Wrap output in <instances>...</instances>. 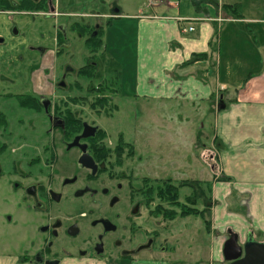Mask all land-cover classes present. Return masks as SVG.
<instances>
[{
  "label": "flooded vegetation",
  "instance_id": "af4514ba",
  "mask_svg": "<svg viewBox=\"0 0 264 264\" xmlns=\"http://www.w3.org/2000/svg\"><path fill=\"white\" fill-rule=\"evenodd\" d=\"M90 1L100 9H88L89 0H0V47L8 50L2 64L16 78L5 84L25 80L20 91H0V179L7 177L28 216L24 263L157 264L177 217H167L171 179H153L122 144L123 133L113 141L96 123L112 113L88 106L94 95L83 93V48L92 57L94 48H109L124 10L119 0ZM92 57L85 66L98 68ZM85 124L97 132L83 137ZM239 243L243 257L246 242Z\"/></svg>",
  "mask_w": 264,
  "mask_h": 264
},
{
  "label": "crops",
  "instance_id": "0c3cea01",
  "mask_svg": "<svg viewBox=\"0 0 264 264\" xmlns=\"http://www.w3.org/2000/svg\"><path fill=\"white\" fill-rule=\"evenodd\" d=\"M195 1L157 0L152 6H142L139 15L126 16L122 11L115 20L137 21L133 33L140 60L138 73H144L153 89L145 97L212 102L215 133L208 153L215 199L228 194L227 190L221 193L220 185L236 184L240 195L251 192L257 205L250 222L243 225L230 220L225 229H232L239 238L241 230H248L255 240L264 242V0H218V5ZM226 4L237 5L241 14L223 13ZM124 37L120 29L113 30L109 40L107 36L108 50L127 45L117 43ZM195 53L209 56L185 65ZM211 68L217 72L213 74ZM177 70L182 72L181 77H175ZM211 74L213 80L209 81ZM222 175L231 179H219ZM216 202L212 230L223 226L218 220L221 222L230 213L225 206L218 210ZM244 208L249 210L248 206ZM222 241L221 236L219 245ZM14 257L0 253V264L22 261Z\"/></svg>",
  "mask_w": 264,
  "mask_h": 264
},
{
  "label": "rangeland",
  "instance_id": "374dc122",
  "mask_svg": "<svg viewBox=\"0 0 264 264\" xmlns=\"http://www.w3.org/2000/svg\"><path fill=\"white\" fill-rule=\"evenodd\" d=\"M118 4L123 6L126 16H130L135 13L139 15L146 2L145 0H119ZM94 5L99 7L96 1L89 0L88 9ZM143 12L148 13L144 8ZM113 22L114 28L116 26L115 29H120L126 36L117 43L126 42L127 45L110 48V50L99 48L95 57H92V53L87 48H83V67L88 58L92 57L91 60L98 63L97 69L101 74L98 80L96 77L83 76V93L96 96L97 94L89 92L90 86L99 85L103 79L107 83L118 82L120 86L119 91L107 93L113 95L112 102L118 105V110L110 111L113 117H99L96 123L107 130L109 139L116 141L119 133H123L126 140L133 142L136 158H140L143 165L150 169L153 179H171L176 184L187 179L204 182L201 185L203 189L194 194L188 186L180 188V201L186 203L188 208L192 204L185 200L186 197L203 194L204 199L200 198L193 206L202 211L208 207L204 200L211 203V213L208 217L211 227L216 215L214 209L216 200L218 210L225 206L230 211L225 219L221 222L218 220L217 223L223 225L218 230H208L203 218L199 215L191 214L182 217L178 212L176 219L168 226V236L175 245V249L171 250L172 243L169 242L168 251L159 254L157 258L160 260L156 262L157 264L162 262L163 264H227L223 252L224 244L228 239L225 226L229 225L230 220L246 225V221L250 222L254 217L253 210L257 205L254 204L251 192H248L249 195L246 196L240 195L239 186L236 184L220 185L218 188L221 193L227 190L228 194L225 197H222L223 193L217 195L216 199L213 189L211 192L208 190L207 181H213L212 164L209 160L210 153H208L209 148L213 146L215 133V112L212 102L189 100L186 97L165 100L145 97L151 85L144 73L140 75L138 73L140 60L134 48L137 21L122 19ZM116 38L114 37V41ZM0 48L3 54L0 62V91L4 89L8 92L20 91L25 87L23 75L17 85L5 84L8 79L16 78L10 76L8 65L2 64V60L8 58V50L4 45ZM9 63L12 64L11 58ZM147 71L154 72L156 68H148ZM210 71L213 74L217 72L213 68ZM181 76L182 72L177 70L175 77ZM212 76L211 74L208 78L209 81L213 80ZM6 179L7 177L0 179V253L10 254L12 258L17 256L21 260L30 243L32 232L29 226L26 227L24 224L28 216L24 213L18 197L6 188ZM244 206H248L249 210L246 211ZM240 232L242 233L240 241L246 242L251 231L241 230ZM220 235L224 240L221 245L218 242ZM218 245L219 251L216 250ZM176 261L179 263H175ZM18 264L26 263L19 261Z\"/></svg>",
  "mask_w": 264,
  "mask_h": 264
},
{
  "label": "trees",
  "instance_id": "16d2710c",
  "mask_svg": "<svg viewBox=\"0 0 264 264\" xmlns=\"http://www.w3.org/2000/svg\"><path fill=\"white\" fill-rule=\"evenodd\" d=\"M195 1V0H194ZM196 2V1H195ZM206 3H214L216 5H218V0H205ZM196 4V3H195ZM222 11L225 14H229V15H240V11L238 9V6L235 4H226L222 6ZM94 50H99V48H94ZM208 53H195L191 59H189L188 61L185 62V65H189V64H193L199 60H203L206 59L208 57ZM119 73L121 74L120 70ZM97 75V66H95L94 64H89L85 67H83V76L84 77H88V78H94ZM97 78V77H96ZM120 86L118 85V82H109L107 83L105 82H100L99 85L97 86H90L89 92L98 94H106V96H103L102 98L94 96L92 99L88 100V106L91 109L94 110H100V109H104L107 111V114L110 115L109 111L115 110L118 108V105H115L113 103H111L112 97L110 94L107 93H114L119 91ZM122 144H127L128 146H130V154L133 155L135 153V147L132 143H127L125 138H121ZM219 179L221 180H225V181H229L231 178L225 175H222L219 177ZM167 188L165 190V195L166 198L169 202L170 205L173 206V209L171 210V212H168L167 217L169 219H172L174 217H176L178 215V212L180 213V216L184 217L187 215H199L203 218L204 224L206 226V228L208 230L211 229V221L208 218L210 216V209L211 206L209 202H207L206 200H204V203L208 206L207 209H204L202 211H199L198 209L194 208L193 204H195V202H193V200L196 199V197H200L203 198L204 195L200 194V196L197 195H191L186 197V201L190 202V204H192V206H189L188 208L186 207V203H183L180 201V188L188 186L192 189V193H197L199 191H201L203 188L201 187L202 181L200 180H182L180 181L178 184L173 183L171 180H168L167 182ZM207 185H208V190L211 192L212 188H213V183L207 181ZM163 193V192H162ZM209 201V200H208ZM179 208V209H178ZM187 208V209H186Z\"/></svg>",
  "mask_w": 264,
  "mask_h": 264
},
{
  "label": "water",
  "instance_id": "95a60500",
  "mask_svg": "<svg viewBox=\"0 0 264 264\" xmlns=\"http://www.w3.org/2000/svg\"><path fill=\"white\" fill-rule=\"evenodd\" d=\"M225 104L221 106L224 108ZM97 132L96 127L85 124L83 137L94 135ZM85 164H88L83 158ZM225 260L230 264H264V242L255 240L253 234L250 233L245 243L244 256L242 257V246L239 243V235L235 234L228 238L223 248Z\"/></svg>",
  "mask_w": 264,
  "mask_h": 264
},
{
  "label": "built area",
  "instance_id": "2783aa9c",
  "mask_svg": "<svg viewBox=\"0 0 264 264\" xmlns=\"http://www.w3.org/2000/svg\"><path fill=\"white\" fill-rule=\"evenodd\" d=\"M146 1V3L148 4V5H154L156 2H157V0H145ZM190 29L191 30H193L194 29V27H190Z\"/></svg>",
  "mask_w": 264,
  "mask_h": 264
}]
</instances>
